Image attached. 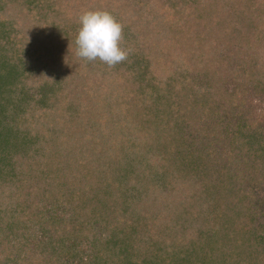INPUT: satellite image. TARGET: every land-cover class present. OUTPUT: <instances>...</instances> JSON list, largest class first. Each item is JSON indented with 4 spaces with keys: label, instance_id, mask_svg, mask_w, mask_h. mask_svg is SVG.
I'll return each instance as SVG.
<instances>
[{
    "label": "trees",
    "instance_id": "obj_1",
    "mask_svg": "<svg viewBox=\"0 0 264 264\" xmlns=\"http://www.w3.org/2000/svg\"><path fill=\"white\" fill-rule=\"evenodd\" d=\"M244 1L0 0V264H264V128L244 117L248 107L241 96L254 77H264L263 57L245 59L250 68L233 66L228 59L224 70L211 59L202 42L205 30L193 20L197 4L216 12L231 8L224 13L231 19L244 16L241 37H235L252 50L256 1L260 8L263 4ZM114 8L120 11L114 16H129L141 32L170 23L178 35L183 32L181 43L207 49L198 51L212 71L210 82L200 75L206 66L197 65L191 76L198 82L188 89L184 83H189L191 63L163 57L155 70L160 75L153 71L142 79H166L170 89L134 97L127 109L133 105L131 114L122 113L117 97L107 100L120 109L107 107L99 100L102 91L91 88L89 73L79 75L87 67H79L80 62L86 60L76 55L77 37L70 38L63 22L70 21L78 32L82 13ZM124 36L121 44L129 40ZM133 45L124 46L129 55L123 64L141 58ZM102 66L93 82L111 68ZM228 90L234 98L224 103L220 94ZM183 95L194 101L184 112L172 103ZM99 105L112 112L98 116L97 111L104 112ZM184 133L189 141L176 143ZM239 134L250 142L238 143ZM241 147L252 158L241 165L258 178L255 185L247 169L234 167ZM144 175L172 178L164 186L173 189L152 192L156 198L146 202L138 190ZM125 197L129 200L121 204ZM139 198L147 206L127 216L128 203ZM45 204L57 214L47 217ZM167 214L173 216L158 219ZM160 222L166 223L156 228L163 238L144 233L142 226L150 224V230ZM37 231L41 238L34 237ZM56 233L73 238H56Z\"/></svg>",
    "mask_w": 264,
    "mask_h": 264
},
{
    "label": "rangeland",
    "instance_id": "obj_2",
    "mask_svg": "<svg viewBox=\"0 0 264 264\" xmlns=\"http://www.w3.org/2000/svg\"><path fill=\"white\" fill-rule=\"evenodd\" d=\"M249 1L250 0H245L243 3L248 4ZM259 1H261L259 2V4L262 3L263 5H261V8H260V6L257 4V1H256V10H255L256 13L253 12L255 13L256 16L254 17L253 29H251L252 35H253L252 50L248 48L247 44H243L241 40H238L235 37V36H237L238 38L241 37L240 28L242 26L241 22L244 21L243 20L244 16H241V18H239L238 21L236 22L234 19H231L232 17L231 14L229 13L224 14L225 12L230 11L231 8H223L222 10L216 12L215 8L209 7L207 5H204V4H199V5L197 4V6L195 5V7L198 8V11L196 14H194L193 20H198L197 24L201 25L205 30L204 34L206 35V38H205V41H202V42L207 43V49L213 55L211 56V59L212 60L215 59V62H216L215 65L223 66V69L225 70L226 64H224V61H227L228 59L231 61V63L228 61L229 64L233 66H242L243 64L246 63L245 66H248V67L249 65L247 64L246 61H244L248 57L253 58V60L258 59V57L259 58L263 57V61H264V0H259ZM253 2H255V0ZM121 5H123L124 7L125 4L122 3ZM128 5L129 7H131L134 4L130 3ZM239 8L240 7L238 6L236 12L239 10ZM107 11L111 12L112 15L114 14V12H120L119 9H115V8L109 9ZM117 16H115V18L123 25V33H122L123 38L125 37L124 34L126 33V37L129 39V40H125L122 44H120V46L124 48V46L126 45L134 44L133 46L135 50L137 49L139 50L141 58H139L138 61L133 63L132 65L123 64V62L118 63L114 67H111L108 70H106L105 73H103L99 78L97 77L98 79L95 80V82L92 81L93 77L99 74V69L103 67L102 65L105 63L101 62L99 59L95 61L86 60V61L80 62L79 67H83L85 63L87 64V67L81 69L79 71V75L89 73L87 80L91 82L90 83L91 88H97L102 91L101 92L102 98H100L99 100H105L106 102L105 105H108L107 107H110L116 112L120 109V107L115 106L113 102L107 100V98H109V96L117 97L118 102L120 103L121 109L123 110L122 113L124 112L127 113L128 105H130L132 101L131 99H133L134 97H142L143 95L148 96V94H152V91L159 87H166L170 89L168 80L166 79H163L160 77L155 78V79H145V80L142 79L144 75L151 73L153 71H154L153 72L154 76L160 75V73L155 70L160 66L161 64L160 61H161V58L163 57H165V60L169 62L181 61L184 64L185 63L188 64V62L191 63L190 69H192V71L189 73H186V75H188L189 83L185 82L184 84L187 86L188 89L195 87L194 84L198 81L197 80L193 81L192 79V76L195 77L196 75L194 68L197 65H200L202 67L206 66L205 65L206 62H202V61H205V57H203V55L200 52L205 53L207 49L203 50L201 47H198L197 45L192 44V43L190 44L181 43L179 40H181L180 36L183 34V32L178 35L179 33V31L177 32L178 29L173 28L174 26H172V24L170 23L164 25L165 28L162 27L159 31H149L145 33L144 30L142 32L140 31V28L138 27V25H135L136 24L135 21L134 20L132 21L131 19L128 18L129 16H123V15H119L118 17ZM221 19H222L221 25H218L217 21H221ZM63 25L64 27H68V33L70 35V38L77 37L78 28H76L75 26L73 27L69 26L70 21L64 20ZM229 29L230 31L228 32ZM232 29L235 30L234 33H232ZM129 31H132L134 33V36H135L134 41H132V37L130 36L128 37L127 34L130 33ZM161 32H164L162 34L163 36L162 37L160 36L161 38L157 39L159 41H156L155 37L158 36ZM229 35L232 36L233 38H229ZM248 36L249 35H247L246 41L248 40ZM63 38L65 39V37ZM247 43L249 44V41H247ZM181 44H184V45H181ZM160 49H161V52H159ZM260 62L261 60H258V63ZM122 67H124V69H122ZM174 71H175V67H173L170 70V72L172 73H174ZM200 75L202 76V78L206 79L208 83L210 82V75H212V71L210 72L208 67L206 66L202 71H200ZM172 76L174 77L176 75L172 74ZM138 77L140 79H138ZM250 80H253V77ZM254 80H255L254 83L253 81L251 82L253 84L251 85V88L249 89V91L246 92V94L244 93V96L241 95L242 99H244L247 102L246 106L248 107V112H246L243 115L245 118L253 117L257 119V125L262 126L264 128V81H262L264 80V77L257 76V77H254ZM208 86L209 84L207 85V89H208ZM175 87H176V82L174 84V88ZM226 88L228 89L227 84H226ZM36 92L37 91H33L31 95L35 97ZM230 93L231 92L228 90V92L225 93L223 91L220 94V95H224L222 102L226 103V98L228 102H231L232 95H230ZM93 94H96L98 96L96 92H93ZM187 98H188L187 95H183V97H177L176 102H172V103L175 104V108H178V105L180 107H183V112H184L190 107L189 103L191 104V106L194 105V101L187 102ZM241 109H239V115H241V112L243 111V109L242 110ZM98 110L104 111L105 106L99 105ZM108 112H112V111L110 109L104 112L97 111V115L100 116L101 114L108 113ZM131 113H134L133 105H131L128 111V114H131ZM114 114H116L115 117H118L121 113H114ZM87 115H88V118H90V121L94 122L95 120L94 116L92 117V114L90 112H88ZM244 117H241V119H244ZM164 124L165 123L163 122V125ZM91 126L94 127V125L92 124ZM179 133H181V131ZM256 136H257L256 134L252 135L253 138H257ZM245 138L247 139V141L250 142L248 136L241 137L240 134H239V138H237L236 140H238V143H244V141L246 140ZM188 141H189L188 134L184 133L182 134L181 140L177 141L176 143H181V142L187 143ZM86 145H88V143L83 146L86 147ZM161 148L163 150L164 146H161ZM244 149L245 147L238 148L237 154L235 153L234 158H233L235 162L240 163V164H237V163L235 164V162L233 163L234 167L235 168L237 167L239 171L246 170V169L248 170V168L243 166V164L241 165V163L244 160H252V158H248V155L243 152ZM194 155H196V153ZM251 163L252 161H250V164ZM248 171L250 172V175L248 174L247 177L249 181L251 180V182L255 185L258 182V178L255 175H253L254 173L251 170H248ZM142 179H143V182L139 184L138 190L142 191L141 192L143 193L142 198L145 199L146 202H151L156 198L152 192L163 191L164 193H166L170 191L171 189H173V188L167 189L164 186L165 183H169L168 181L172 179V178L170 179L169 177L165 178L159 175H156V176L144 175L141 178V180ZM152 183H155V184H152ZM154 187H159V189L161 190L155 189ZM138 190L137 191L132 190L133 193H130V194L132 196L140 197L141 194H139ZM124 199L129 200L128 198L125 197L120 200L121 204L122 202H126V201H123ZM141 200L142 199L139 198L138 201H132V203H135V204H132L131 202L128 203L127 207L129 208V210L126 212L127 216L129 213L134 214L135 211L140 212L144 209L143 207L147 206V204H143V202L140 203ZM136 204H139V205H136ZM42 209L46 213V216L49 218L57 214V213L52 214V212L55 210L51 204H45ZM171 216H173V214H167V216L159 215L158 219L163 221L165 220V218L171 217ZM124 223H126V220ZM170 223L173 224L172 227L178 226L179 228V225L176 224L175 222H170ZM165 224H166L165 222H160L154 225L150 230L149 228L151 227V225L146 224L142 226L143 227L142 229L144 230V233L147 232L148 235L152 236L151 238L155 240H159V238H163V237L158 236V231L156 228L158 226L165 225ZM91 225H93V223H91ZM32 226L34 227V224H32ZM32 226L30 225L29 228H32ZM96 226H99V225L97 224ZM77 231H78V228H76V233ZM76 233L73 232L71 234H76ZM42 234H43L42 232L37 231L35 235L34 234L32 235H34V237L36 236L37 238H41ZM66 234L67 235L60 234L57 236V233H56V238H65L66 236L69 235L68 233ZM78 234H81V233H78ZM126 234L128 235L127 232ZM142 237H144V234ZM68 238H73V237L69 235ZM151 238H145V239L151 240ZM141 239H144V238H141ZM171 239L172 238H168L169 241ZM82 250H86V247L84 246Z\"/></svg>",
    "mask_w": 264,
    "mask_h": 264
},
{
    "label": "clouds",
    "instance_id": "obj_3",
    "mask_svg": "<svg viewBox=\"0 0 264 264\" xmlns=\"http://www.w3.org/2000/svg\"><path fill=\"white\" fill-rule=\"evenodd\" d=\"M76 55L87 61L99 59L109 67L128 58L129 52L120 46L123 25L106 10H89L79 18Z\"/></svg>",
    "mask_w": 264,
    "mask_h": 264
}]
</instances>
